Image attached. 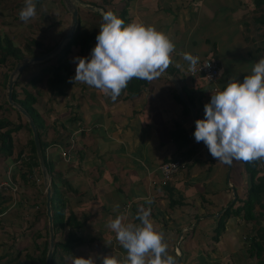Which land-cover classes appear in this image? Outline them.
Returning a JSON list of instances; mask_svg holds the SVG:
<instances>
[{"label": "crops", "instance_id": "crops-1", "mask_svg": "<svg viewBox=\"0 0 264 264\" xmlns=\"http://www.w3.org/2000/svg\"><path fill=\"white\" fill-rule=\"evenodd\" d=\"M83 1L89 3L90 0ZM175 1L176 3L172 4ZM192 1L132 0L129 4V7L132 6L134 10L138 8L140 11L135 14L127 9L130 23L136 21L155 26L157 30L167 34L175 44L169 68L159 78L151 82L146 81L138 93L133 94L126 87L113 102L109 96L93 87L71 82L72 87L69 94H66L68 103L53 104L47 108L44 106L49 103V96L43 100V95L35 94V108L41 119L44 118L38 133L40 140L46 145L44 157L48 172L66 202L65 221L72 227L74 222L81 226L77 229L65 226L58 230L55 241H65L71 231L75 240L80 243L74 245L70 255L59 251L54 264H73V256L85 259L91 256L96 260V264H101V257L106 255L122 258L126 252L121 245L111 240L113 232L107 227L108 221L118 215H124L126 223L139 224L135 217L141 208L150 211L157 229L165 233L168 253L176 259L180 258V264H205V254L207 250L211 251V245L199 242V238L204 234L201 232L196 235V217H190L191 210L186 212L188 204L183 203V200L182 204L172 208L169 201L177 194L183 198L185 190H191L197 196L196 189L204 193L206 189L209 190L207 193L215 195L218 182L221 181V187L224 188L226 185L223 180L227 172L233 166H238L222 162L220 163L223 165L215 164L217 173L215 171L212 178L208 175H191L188 171L191 164L183 169L188 171L187 175H180V172L175 174L167 183V188L160 185L158 167L163 162L178 157L177 146L171 138L177 124L187 131L193 126L191 116L184 114L181 104L177 101V86L181 90L186 88L188 94L193 95L195 110L203 115L200 119H204V106L210 102L213 93L211 85L202 76L191 75L189 83L184 75L189 67V63L183 58L184 53L198 56L199 61L209 59L207 56L211 54L206 48L207 38L202 37L200 42V39L194 37V32L200 28L197 33L200 36L204 31L203 25L208 23L214 26L213 34L217 35V38H213L208 30L205 34L211 35L220 45V41L225 40L226 35L231 33L234 14L249 8L246 0H197V3L190 6L188 3L191 4ZM45 2L38 1L36 17L39 11L40 13L37 17V30L43 28L40 19ZM173 15L175 17H172ZM10 16L9 0H0L2 48L9 43V38L19 44L16 40L19 36L24 38V33L37 40L34 31L23 33L17 27L16 21L13 22L14 25L9 23ZM175 18L179 23L175 22ZM183 18L190 25L189 33L185 31L187 26L183 24ZM17 23L20 27L24 26L22 22ZM41 30L38 34L46 31ZM216 53L222 57L221 52L217 50ZM219 59L211 60L219 63L221 77L218 84L223 90L228 78L236 74L230 73L228 76L222 70ZM6 63L0 65V122L10 121L12 125H21V128L11 134L13 147L10 155L2 150L0 140V264H42L41 254L47 234L49 246L45 187L40 167L26 166L30 158V134L24 121L5 104L6 86L3 87V83L5 75L9 74L6 71ZM29 71L34 75L37 68ZM22 73L19 76L21 83L15 87L18 99L23 98V89L35 88L27 87V75ZM74 76L75 73L72 74L73 78ZM39 88H42V84ZM183 95L186 99V95ZM9 128L10 126H4L0 128V132ZM192 140L197 143L194 136ZM205 151L209 159L203 157ZM63 153H68V160L64 158ZM193 159H199L196 164L200 166L203 165V160L213 161L203 142ZM49 178L51 180L50 176ZM227 181L229 182L228 178ZM243 183L245 181L239 183L240 188L236 192L239 196L245 191L242 190L241 193ZM199 199L200 196L197 197V202L204 206L203 201ZM148 200L151 201L150 204ZM70 215L72 217L69 218ZM244 226H249L246 230L248 232L252 224L247 223ZM192 229L195 230L192 234L187 233ZM190 237H196L197 241L193 242ZM216 244L218 243H214L215 246Z\"/></svg>", "mask_w": 264, "mask_h": 264}, {"label": "clouds", "instance_id": "clouds-1", "mask_svg": "<svg viewBox=\"0 0 264 264\" xmlns=\"http://www.w3.org/2000/svg\"><path fill=\"white\" fill-rule=\"evenodd\" d=\"M36 15L35 0H24L19 19L28 23ZM174 51L171 38L155 26L136 21L125 24L109 11L102 16L90 55L73 58V80L99 90L115 102L133 78L148 82L159 78L171 65ZM183 58L190 70H195L199 57L184 53ZM204 113V119L195 121L193 135L214 159L226 165L234 160H264V58L253 63L242 82L230 76L223 90L211 93ZM135 219L139 224L126 223L124 215L109 219L107 227L126 255L103 256L101 264H178L168 253L165 233L157 229L150 211L141 208ZM73 264H96V260L73 256Z\"/></svg>", "mask_w": 264, "mask_h": 264}, {"label": "rangeland", "instance_id": "rangeland-1", "mask_svg": "<svg viewBox=\"0 0 264 264\" xmlns=\"http://www.w3.org/2000/svg\"><path fill=\"white\" fill-rule=\"evenodd\" d=\"M35 1H39V0H35ZM44 1L46 2H45L44 10L42 11L43 16L40 19L41 20L40 25L41 27H43L41 29H44L46 31H43V33L38 34L42 31L41 29L37 30L38 29L37 28L38 26L37 17H39L40 11L38 13V16L32 19L33 21L36 20L35 23L29 22V24L27 23L28 24L27 25L24 22H22L20 19H18L19 16H17L19 15L20 10L24 7V0H9V16L11 15L9 17V23L14 25L13 22L16 21V25L21 30V32L28 33L29 31L30 33H32L34 31L33 34L37 38V40L36 39L34 40L31 37H28V35L24 33V36H23L24 38L19 36L20 38L16 40L19 43L17 44L18 48H23V47L26 48L27 45H30L32 48L34 47L33 49H36L35 47L36 44L38 45L40 43L42 47L39 50H46L48 52L50 49H54L56 45L61 41V39L67 33L69 29V25H70V15L67 9L65 8L64 4L62 3V0H44ZM90 1H93V0H90ZM109 1L110 2L107 4L111 5L118 15L119 11H121V9L124 6V1L126 0H109ZM246 1L248 4V8L253 9L254 8L253 0H246ZM97 2H99V0H97L96 3ZM131 2L132 0L129 1L127 9L129 8L131 12L133 11L135 14H138V12H140L138 11V8H135L134 10L132 6L129 7V4H131ZM197 2H198L197 0H193L191 4L190 3L188 4L192 6L194 5V3H197ZM175 3L176 1L172 4H175ZM106 9L107 8H105V10ZM85 13L87 12L80 11V14H79V18L81 19V24H82V35H85V36L98 35L99 26L102 23V18L99 15H95V17L97 18L96 20H93L91 16H88V13H87V16L85 15ZM127 13H128V10H127ZM172 17H175V15H173ZM233 19H234V22H233L234 24L232 25L230 29L231 33L229 35L228 34L226 35L225 40L220 41V45L217 43V41L213 39V38H217V35L213 34L214 26H211L208 23L203 25L204 35L201 33L200 34L201 37L198 36L197 33L200 30V28H198L197 31L194 32L195 33L194 37L198 40L200 39L199 40L200 42H201L202 37H205V39L207 38L206 48L208 49L207 51L211 53L209 56H207V58L209 59H215V58L219 59L220 58L218 61L221 62L222 70H224L228 74V76H230V73H232V75L236 74L235 76H237V79L240 82H242L244 79V76L250 73L253 63L258 62L260 58H264V50H263L264 44H263V40L261 39L259 32L255 30L256 25L254 24V21H253L254 15L250 13L249 10L247 11L243 10V11L237 12L236 14H234ZM181 20L183 24L187 26V28H185V31L187 30V32L189 33L190 25L187 24V20L185 18ZM17 21L22 22L24 26L20 27ZM175 22L179 23L177 18H175ZM207 30L211 32L213 38L211 37V35L205 34V31ZM12 43L16 45L15 42H12ZM217 50L218 52H221L222 57H220L219 53H216ZM88 56H89V52L87 49L86 51L82 52L80 51V48H78L77 46H72L70 49L69 56L67 58L62 59L61 61L53 60L50 62L49 60L48 62L44 64L38 63V64L31 65L30 67L24 70L25 72H23L22 75H25V76L27 75V80L25 81L28 84L27 87L30 88V86L33 84V87L35 88L23 89V95L26 92L29 93L31 91L30 93L36 94L37 96L43 95L42 97L43 100H46L47 97L49 96L50 98L49 103H47L44 106V108L45 107L47 108V106H52L53 104L57 105L59 103H63V104L68 103V98L66 97V94L67 95L69 94L68 92L70 90V87H72L71 82H74V80H71V81L69 80L70 82L63 81V85L61 87L63 94L57 95L55 97L54 96L52 97L49 94L48 87L46 85V80L48 79V77L50 78L51 72L56 70L58 67L64 70L65 67L69 66V68L71 69L70 70L71 73L72 74L75 73L76 64L73 63V58L74 57H88ZM26 58H28V56H26ZM6 62L8 63V64L6 63L5 65V67H7L6 71L10 73L12 71L10 70L12 62L11 60H8ZM33 68L35 69L37 68V72L34 75H32V73L29 71V69H33ZM61 74L62 76H65L68 74V72L61 71ZM184 75L186 76L187 81L190 83L191 75H189L187 71H185ZM220 77L221 76H219V79ZM20 83H21V80H19L18 78L17 85H19ZM40 84H42V88H39ZM207 86L209 87V84ZM38 91H40V93H38ZM48 115L49 113H47V116ZM203 157H205L204 154H203ZM211 158L213 159V161L203 160L202 162L203 165L201 166L198 164L189 166L188 167L189 173H191V175H195V174L199 175L200 177H202L203 175H208L213 178V176H215L214 172L216 171L215 170L216 167L214 165L215 164L223 165V164L220 163V161L218 160L214 161L215 159L212 156ZM234 162H237L239 164V160H234ZM232 168L233 170H230ZM232 168L229 169L226 177L223 180V183L226 186H224V188L221 187L222 182L219 181L216 187L217 189H215L217 190L215 195H211V193H207L209 192V190H206V189H205V193L201 191L200 189H196V191L198 192L197 196L194 195L193 191L185 190V193L182 198V200L184 201L183 203L188 204L186 205V207L188 208L186 212H189L191 210L190 217L197 216V219L194 220L196 223V231H195L196 235L197 233L201 234V232L202 234H204V236H201L199 238V242L201 243L203 242L207 246L209 244L211 245L209 248L211 251L207 250L205 254V264H255L254 259L248 256V252H247L248 246H246V241H245V238L249 235V231L246 232L249 226L245 227L242 221H238L237 219H234V218L229 219L226 222L224 231L220 235L219 243L216 244L215 246L214 245L215 242H213L212 240V237L215 236L214 228L217 226V222H218V220L215 219L217 218L216 216L218 213L214 215L212 213L219 210L222 206L224 207L231 200V195L233 194L232 188H235L236 192H238L240 188L239 187L240 175L238 171L240 167L238 165V168L236 166H233ZM187 172L186 170H181L180 175H187ZM227 178L229 179V182L227 181ZM243 181H245V183H243L241 187V193L243 192L242 190H245L247 178L244 179ZM213 186L214 185H212V187ZM230 190H231V193H230ZM241 195L243 198L245 197L243 193ZM199 196H200L201 201H203L204 206H202V204L197 202V197ZM61 198L63 199L62 196ZM180 198L181 196H178V194L177 196L176 195L173 196V199L175 200H178ZM205 209H206V213L204 211ZM256 209L262 213L264 211L258 206ZM203 214H206L205 217H201L203 216ZM185 236H186V233H185ZM190 238L193 242L197 241L196 237L195 238L190 237ZM177 261H178V258H177Z\"/></svg>", "mask_w": 264, "mask_h": 264}, {"label": "trees", "instance_id": "trees-1", "mask_svg": "<svg viewBox=\"0 0 264 264\" xmlns=\"http://www.w3.org/2000/svg\"><path fill=\"white\" fill-rule=\"evenodd\" d=\"M96 1L97 0H93L87 4H90L99 9H102L105 13L110 11L117 15V12L113 9V7L107 4L110 2L109 0H99V2L97 3ZM129 1L130 0L124 1V6L121 9V11H119V14L117 15L119 18L125 21V24L130 23V18L127 17V6H128ZM35 4L37 8V5H39L38 1H35ZM253 4H254V8L248 9V10L250 13L254 15L253 21H254V24L256 25L255 30L259 32L261 39L263 40V44H264V0H253ZM105 8L107 9L105 10ZM80 11L87 12L88 16H91L93 20H96L97 18L95 17V15H99L102 18V15L82 9V8L79 10V14H80ZM87 13H85L86 16H87ZM79 22H80L79 27L74 33L72 39L55 58L50 60V62L53 60L61 61L62 59L67 58L70 54V49L72 46H77L78 48H80V51L82 52L86 51L87 45L96 38L97 35L95 36L94 35L93 36L82 35V24H81L80 18H79ZM35 47L36 49H33L34 47L32 48L30 45H27L26 48L25 47L18 48V45L13 44L9 38V43L6 45V47L2 48L0 44V65L5 63L7 60H11L12 63H11L10 70H13L16 63L26 58V56L28 57L41 56L52 50L50 49L48 52L46 50H39L42 47L40 43L38 45L36 44ZM263 50H264V47H263ZM61 71H66L68 72V74L65 76H62ZM170 72L172 73L173 71L170 70ZM8 75L9 74L5 75V81L3 83L4 86H6V80L8 78ZM50 75H51L50 78L48 77V79L46 80V85L48 87L49 94L52 97L63 94L62 89H61L63 85V81L68 82L69 80L70 81L72 80V73L70 71L69 66L65 67L64 70L58 67L56 70L51 72ZM17 82L15 83L14 90H13V99L29 113V115L32 117L35 123L37 130L39 131L42 125V122H41L42 119H41V116L38 114L37 109L35 108V104L37 102L35 94L26 92L23 95V98L18 99L17 94L15 92V87L17 86ZM144 84H146L145 80L136 78V80H131V82L128 83L127 90H129L130 92H133V94L138 93V91H141L140 88ZM31 86L33 87V84ZM182 92L183 94L186 95L187 101L190 104H192L195 108L196 107L195 99L193 95H189L188 91H186V88H183ZM38 93H40V91H38ZM175 96L177 98V101L181 104L184 114L190 116L189 108L182 102V100L179 98L178 95H175ZM5 104L9 107V110L14 111V109L11 108L7 102H5ZM196 115H197V120L202 118L203 116L202 113H199L198 110H196ZM17 116L20 120L24 121V125L28 133L30 134V139L28 141V146L30 150V156H29L30 158H29V163H27L26 166L39 167L36 153H35V146H34V142L32 139V134L28 126V123L26 122V120L21 114L17 113ZM4 126H10V128L9 130L5 132H0V140L2 142L1 148L2 150L9 152V155H10L12 153V147H13L12 146L13 140H12L11 134L15 130L20 129L21 125H12L10 121L9 122L6 121L4 123L0 122V128ZM194 131H195V128L193 126H191L189 131H187L180 124H177L175 130L171 133V138L175 142L177 146V151H178V157L176 159H181L185 163L186 167L188 165H191V164L193 165L199 162V159H193V157L197 153L202 142L196 143V144L193 142L192 139L194 136L193 135ZM39 139H40V133H39ZM40 144H41V148H42V152L44 156L46 145L41 140H40ZM176 159H173V160H176ZM44 161H45V157H44ZM232 164L237 165L238 163L233 161ZM263 164H264V160H257L254 162L239 161V164H238L240 166L238 170L240 173L239 183L244 180L245 176L247 178L246 189L243 192L245 197L243 198L242 196H239L238 194H236L237 197L233 201L232 200L233 196L231 195V200L224 207L222 206L219 210L212 213L213 215L216 213H220L219 216L215 218L218 220L217 226L214 228L215 236L212 237V240L215 243H219L220 235L224 231L226 222L229 219L234 218V219H237L238 221H242L244 224H247V223L252 224V227L249 231V235L245 238V241H246V246H248L247 248L248 256L254 259L255 264H264V226H262L261 224L264 222V211L262 213L256 209L258 206L259 208L264 210V165ZM45 166H46V162H45ZM46 168L48 172V167L46 166ZM48 174L51 177V188H52L51 213H52L54 234L56 236V233L58 232V230L65 228V226H71V225L69 223L67 224V222L65 221L64 212H65L66 202L64 201V199L61 198L60 192L52 179L51 173L48 172ZM167 185L163 187L167 188L168 187ZM230 193H231V190H230ZM169 203H170L171 208L174 207L175 205H180L182 204V198L178 200L171 198ZM205 215L206 214H203L202 217H205ZM70 217H72V215H70L69 218ZM196 219H197V216H196ZM80 227L81 226L79 223L74 222V225L72 228L77 229ZM193 231L195 230L192 229L188 231L187 233L192 234ZM79 243L80 241L75 240L74 234L71 231L69 232V235L65 241H62V242L55 241L51 264H54V261L56 257L58 256L59 251H61L62 254L70 255L71 251L74 248V245L79 244ZM47 250H48V234H47V239H46V242H45L42 254H41L42 264H45Z\"/></svg>", "mask_w": 264, "mask_h": 264}, {"label": "water", "instance_id": "water-1", "mask_svg": "<svg viewBox=\"0 0 264 264\" xmlns=\"http://www.w3.org/2000/svg\"><path fill=\"white\" fill-rule=\"evenodd\" d=\"M62 3L64 4L65 8L67 9L69 15H70V25L67 33L65 36L61 39V41L56 45L54 49H52L50 52L36 57H28L20 60L16 63L13 70L9 73L7 83H6V101L8 105L13 108L17 113L21 114L26 122L28 123V126L31 130L32 139L35 146V153L38 161V165L40 167L41 175L43 178V183L45 187V207H46V215L48 218V232H49V246L46 254L45 264H51L52 255H53V248H54V242H55V235H54V229H53V220H52V213H51V195H52V188H51V180L49 178L47 168L45 166L44 156L40 144L39 139V133L35 126V123L32 119V117L29 115V113L13 99V90L16 81L18 80L21 73L28 67L34 64L38 63H45L53 58H55L62 50L63 48L69 43V41L72 39L74 33L76 32L77 28L79 27V10L85 9L97 14L103 15L105 12L95 6L89 5L81 0H62ZM96 44V39L92 40L87 47V50L89 52V55L91 53V50L94 48ZM174 81V80H173ZM177 94L179 98L182 100V102L189 108L190 110V116L193 123V127L195 128V121L197 120L196 110L192 104H190L184 97L182 90L179 86H177ZM203 146L206 148L205 144L203 143ZM205 157L206 159H209V156L207 155V152L205 151ZM233 193V201L236 199V191L234 188H232ZM220 213L217 214L216 217L219 216ZM181 263L180 258H178V264Z\"/></svg>", "mask_w": 264, "mask_h": 264}, {"label": "built area", "instance_id": "built-area-1", "mask_svg": "<svg viewBox=\"0 0 264 264\" xmlns=\"http://www.w3.org/2000/svg\"><path fill=\"white\" fill-rule=\"evenodd\" d=\"M187 69H188L189 74L192 76L194 75L202 76L211 85L212 92H214L218 88L221 90L218 84L219 76H220V66L217 61H214L211 59H202L198 62L195 70H190L189 67ZM63 156L65 159L67 160L69 159L68 153L67 154L63 153ZM185 168H186V165L181 159L171 160V161L162 163L158 167V173L160 176V179H159L160 185L161 186L167 185L169 180L175 174L179 173L181 170ZM111 240L117 243L118 245H120L114 233H112Z\"/></svg>", "mask_w": 264, "mask_h": 264}]
</instances>
